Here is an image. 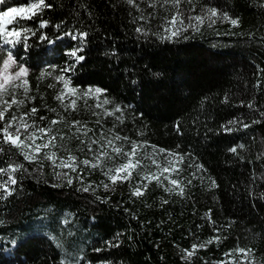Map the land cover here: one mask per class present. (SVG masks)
Segmentation results:
<instances>
[{"label": "trees", "instance_id": "obj_1", "mask_svg": "<svg viewBox=\"0 0 264 264\" xmlns=\"http://www.w3.org/2000/svg\"><path fill=\"white\" fill-rule=\"evenodd\" d=\"M21 2L28 0H7L0 10ZM46 3L51 7L39 16L20 21L30 29L26 40L0 39V63L11 52L28 69L29 89L9 87L3 99L24 103L12 105L0 128L35 107L26 121L56 137L55 148L29 162L0 135V182L8 180L10 165H23L11 173L12 194L0 199V264H264V0H181L178 9L164 0ZM211 8L218 15L209 18ZM177 13L184 23L170 26ZM41 20L47 27H39ZM175 27L177 36L162 38ZM78 47L79 63L66 54ZM59 75L78 90L63 104L56 99L67 93ZM97 87L104 90L98 98H78ZM73 99L76 109H66ZM104 99L110 103L96 107ZM109 140L123 152L138 145L141 166L127 180L113 183L106 174L126 160L111 147L103 149L101 167L80 163H95ZM51 152L62 159L71 153L77 170L54 167L44 158ZM166 157L174 158L171 165ZM152 159L177 171L149 182L144 177L160 174ZM137 188L142 195H133ZM194 244L204 246L187 256Z\"/></svg>", "mask_w": 264, "mask_h": 264}, {"label": "snow or ice", "instance_id": "obj_2", "mask_svg": "<svg viewBox=\"0 0 264 264\" xmlns=\"http://www.w3.org/2000/svg\"><path fill=\"white\" fill-rule=\"evenodd\" d=\"M7 0H0V5H5ZM181 0H164V4L171 3L174 7L177 9L179 8ZM128 3L132 4L134 3V0H128ZM154 6V5H150ZM51 7L50 4L46 3V0H28V2L25 4L21 2L17 6H8L2 10H0V39H4L5 43L12 44L17 41H19L21 38L27 39V36L25 35L28 31H30L29 28L22 25L20 21H28L32 20L33 17L39 16L44 8ZM209 18L215 17L218 15L217 10L215 8H211L208 10ZM225 19H229V17L225 14ZM192 19H194L197 24H202L204 17L201 16H195ZM167 23L170 26H177L182 25L184 21L180 18L179 13L176 15H173L170 17V19L167 21ZM214 23V21H213ZM230 23L232 25H238L239 20L238 19H230ZM48 21L41 20L39 27L44 28L47 27ZM12 26V27H9ZM58 27V26H57ZM191 27H196V25H191ZM185 31L187 29H184ZM137 32H141V28L136 29ZM180 28H165V32H170V36L162 37V38H171L174 36H177L179 34ZM66 35H71V38L73 40H76L78 37L76 35H72L71 33H66ZM87 36V33L81 32L79 34V38L81 41L85 39ZM11 37L12 39H8ZM41 39H46V37H41ZM82 48H74L67 52L66 54L69 57H72L75 59L77 63L82 61L84 59L83 56L78 55V52L82 51ZM14 66H16V60L13 58V55L11 52H9L7 58L3 59L2 64H0V103L4 105L3 109L0 110V121H4L5 119V113L12 107L14 104H23V100H17L13 96V99L9 102L8 100H4L3 96L8 93L9 87L16 88V87H23L24 92L27 93L29 91L27 87V80L24 79V77L28 74V69L25 68L23 65L18 66L17 70L12 72L10 71ZM69 68L62 69V71H68ZM53 71H55V67L53 66ZM44 75H51V73H42V77ZM57 82H62L65 89H67V93L64 91H61L59 95L56 96V99L63 104V101L65 100L67 95H75L78 93V90L74 87H70V80L65 78L63 75H59L55 77ZM21 81V83L18 85L16 84V81ZM49 87H54V85H49ZM104 92L103 89L97 87L95 89L89 88L86 91H84L82 94L78 96V98H85L90 97L92 95H95L97 98L102 95ZM110 103L109 100L104 99L102 104L97 103L96 107H102L103 104ZM71 108L72 110L76 109V100L73 99L70 101L68 105H65V108ZM251 107V105H249ZM54 111V110H53ZM115 111L119 112L120 108H116ZM37 112V109L33 107L30 112H26L23 115H21L19 118H17L15 115L12 116L11 121L6 122V125L2 128H0V135L3 137V141L6 143H10L12 146L18 148L21 150V154L24 156V159L29 162H34L37 160V158L40 156L43 149L47 148H55V141L56 137L51 135V129L47 127H36L35 124H29L25 117L35 115ZM107 115H112V112H106ZM264 115V114H262ZM40 119H44L43 117H40ZM19 121V127L16 128V135H12V133L9 131L10 128L13 127V121ZM259 121H253V123H258ZM52 125H55L57 123H60L59 120H52L50 122ZM233 123V122H230ZM71 127L75 128L77 132H81L83 129V135H87L90 129H87L85 125H81L79 121H72ZM243 127L247 128L250 127L248 124H243ZM21 128H23L24 132L27 133V135L24 137V139H21L20 131ZM29 129H35L34 131H29ZM228 131H231V129H227ZM39 134V135H38ZM44 137H47V141L45 143L37 144L36 140L38 139H44ZM60 139H64L63 136L60 137ZM116 140L121 139V137L116 136ZM127 139V138H125ZM26 141H30L31 143H28ZM83 143V141H81ZM93 144L98 143L97 141L93 140ZM111 147L112 151L117 154H122L126 157L125 162L119 164L114 169H109L106 173L109 176V179L115 183L117 180H127L131 177L133 171L141 166V161L137 159V151H138V145L133 142L131 145V150L129 152H123L120 147H116L113 145V141L109 140L107 141V144H102L100 146L101 151L99 152V155L95 156V163H93L90 160H83L80 161V163L89 166V167H101L102 161L105 157H108L107 151H104L103 149ZM242 147V146H241ZM27 149V151H25ZM92 150L91 148L89 149ZM232 152L236 151V148L229 149ZM159 151L163 152L165 150L160 149ZM44 158L51 161L54 167H60V168H68L71 171L77 170V158L73 156L71 153L68 154L67 159L58 158L56 156L55 152L51 153H44ZM182 159V158H181ZM57 160H59V163H57ZM171 161H169V165H171ZM152 164L156 165V167L159 169V175L153 173L149 176L144 177L145 179L149 180L151 182L152 180H156L157 183L160 182V176L164 173H168L171 171H177L174 167H162L160 164L157 163L155 159H152ZM198 168H202V165H197ZM23 168L22 164L17 165H10L9 166V176L8 180L6 182H0V189L3 190L5 193L4 196H0V199H5L8 195L12 194V189L9 187V185H15L17 183L14 176L11 175V173H15L19 169ZM4 170L0 169V173H3ZM59 175V173H57ZM67 175V173H65ZM164 179H169L168 176H164ZM68 184L70 185L72 183V180L68 179ZM170 183L176 187H180L179 182L177 180H170ZM213 186H215V181H212ZM146 187V186H145ZM88 188H84L83 191H88ZM171 191V189H167ZM142 191L137 188L133 195L140 196L142 195ZM180 194H183V188H180ZM212 241L209 240L208 243H211ZM15 243V241H13ZM59 246V245H58ZM204 245H196L194 244L192 246L193 251L187 252V256H191L194 252V250L197 247H203ZM238 252L243 253L245 256L249 255L251 250H245V249H238ZM61 264H65L64 260H61ZM69 264H73L72 261H69ZM75 264H79L78 261H75Z\"/></svg>", "mask_w": 264, "mask_h": 264}, {"label": "rangeland", "instance_id": "obj_3", "mask_svg": "<svg viewBox=\"0 0 264 264\" xmlns=\"http://www.w3.org/2000/svg\"><path fill=\"white\" fill-rule=\"evenodd\" d=\"M9 54V53H8ZM8 56V55H7ZM7 58V57H6ZM0 64H2V62L0 63ZM17 68H18V66L16 65V66H14L10 71H12V72H14V71H16L17 70ZM28 75V74H27ZM27 77V76H26ZM26 77H24V79H26ZM17 83H21V81H16V84ZM17 127H19V122H16V123H13V127L12 128H10L9 129V131L12 133V135H16L17 133H16V128ZM29 131H34V130H31V129H29ZM20 135H21V139H24V137L27 135V133H25L24 132V130H23V128H21V131H20ZM39 135V134H38ZM166 159L167 160H169V161H174V158H172V157H166ZM165 164H167V163H165ZM7 180H5L4 182H6ZM231 261H233V263L232 264H252L251 262H249V263H247L246 261H244V260H231Z\"/></svg>", "mask_w": 264, "mask_h": 264}]
</instances>
